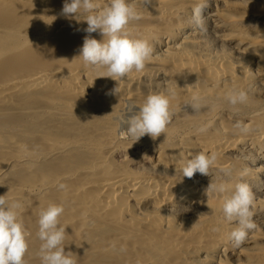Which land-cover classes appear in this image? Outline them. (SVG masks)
I'll use <instances>...</instances> for the list:
<instances>
[{
    "label": "bare ground",
    "instance_id": "bare-ground-1",
    "mask_svg": "<svg viewBox=\"0 0 264 264\" xmlns=\"http://www.w3.org/2000/svg\"><path fill=\"white\" fill-rule=\"evenodd\" d=\"M200 2L129 0L142 15L129 30L154 52L117 82L79 58L87 23L60 15L65 0H0V195L24 205L26 264H41L38 213L50 202L65 206V251L77 264H264V0H209L205 31L192 23ZM149 81L175 89L174 115L165 133L134 143L115 117L143 103ZM233 88L247 92L246 104H228ZM196 96L197 113L187 104ZM199 152L217 153L211 175L183 177ZM241 179L255 194L258 227L235 248V222L204 189Z\"/></svg>",
    "mask_w": 264,
    "mask_h": 264
},
{
    "label": "clouds",
    "instance_id": "clouds-1",
    "mask_svg": "<svg viewBox=\"0 0 264 264\" xmlns=\"http://www.w3.org/2000/svg\"><path fill=\"white\" fill-rule=\"evenodd\" d=\"M209 0H201L192 10V23L198 29L205 31L203 10L208 6ZM145 7L151 6L152 0H143ZM85 15L87 27L83 29L86 35L83 45L79 49V58L86 66L103 68L105 78L115 81L124 80L133 71L142 72L146 64L152 59L153 46L147 39L135 38L129 30L132 21L142 18L136 7L129 0H108L101 6L99 0H65L60 15L65 18H75ZM92 33H99L102 37L97 40L91 37ZM145 87L148 89L143 103L137 105L129 103L124 112L115 117L120 134L137 142L144 136L152 139L165 133L173 119L170 107V98L176 96L174 88L156 90L159 85L149 81ZM119 94L118 87L109 90L106 95ZM246 91L233 88L225 96L228 104L234 108L246 104L248 101ZM195 112L203 107L200 97H193L187 103ZM126 126V128H125ZM234 128L247 133L250 127L237 121ZM206 131L205 128L200 129ZM218 156L216 152L210 154L199 152L183 164L180 169L183 177L192 179L196 173L204 176L211 175L210 170L216 165ZM225 177H231V168H221ZM241 172V177L244 176ZM64 183L57 184L58 190H66ZM209 195L222 199V212L227 222H235V227L229 234V239L235 248H240L248 239L250 232L258 226L253 217L255 215L256 197L249 183L241 179L229 189L226 182H213L204 189ZM23 203L16 199L10 200L8 193L0 195V264H26V254L29 250L28 238L30 236L20 210ZM65 212L63 203L50 202L38 213V239L41 241L39 256L41 264H77L75 254L65 251L67 238L66 226L60 222V217ZM211 231H220L218 226H213ZM121 247V251H125Z\"/></svg>",
    "mask_w": 264,
    "mask_h": 264
}]
</instances>
